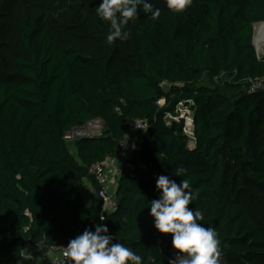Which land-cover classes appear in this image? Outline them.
I'll list each match as a JSON object with an SVG mask.
<instances>
[{
  "label": "trees",
  "instance_id": "1",
  "mask_svg": "<svg viewBox=\"0 0 264 264\" xmlns=\"http://www.w3.org/2000/svg\"><path fill=\"white\" fill-rule=\"evenodd\" d=\"M100 2L0 0V261L67 245L99 224L88 166L116 154L127 121L146 119L116 175L110 234L142 264H168L176 250L154 228L150 202L156 177L183 166L172 178L190 180L189 207L218 233L221 264H264V90L248 83L264 81L253 45L264 0H193L181 14L149 0L160 17L139 10L127 39L111 45ZM180 100L193 102L192 147L183 122L164 119ZM97 118L101 136L64 139ZM87 180L97 203L85 201Z\"/></svg>",
  "mask_w": 264,
  "mask_h": 264
},
{
  "label": "clouds",
  "instance_id": "2",
  "mask_svg": "<svg viewBox=\"0 0 264 264\" xmlns=\"http://www.w3.org/2000/svg\"><path fill=\"white\" fill-rule=\"evenodd\" d=\"M165 3L170 11L181 14L193 5V0H165ZM139 10L151 14L153 20L161 14L149 0H101L96 13L110 25L106 37L109 45L117 39H127L128 33L124 29L138 18ZM186 173L187 169L181 166L171 175L156 177L159 196L150 202L149 211L153 226L159 233L171 234L176 255L168 260V264H221L218 233L214 227L200 223L204 219L201 211L189 207L196 198L190 180L185 178L177 183L172 178ZM65 249L69 264H142V257L117 241L103 223L86 228L71 239Z\"/></svg>",
  "mask_w": 264,
  "mask_h": 264
},
{
  "label": "built area",
  "instance_id": "3",
  "mask_svg": "<svg viewBox=\"0 0 264 264\" xmlns=\"http://www.w3.org/2000/svg\"><path fill=\"white\" fill-rule=\"evenodd\" d=\"M249 83V91L255 90H264V81L262 80H253L248 79ZM162 85L170 86L171 84L163 81ZM157 104L160 106L164 105V99H159ZM192 101L180 100L176 103L173 111H165L164 119L168 125H171L173 122H183L182 131L189 138V142L194 143L195 137L193 133L194 127V111L192 108ZM92 121V120H91ZM128 126L127 134L124 140L121 142L119 150L115 155L106 158L104 161H94L88 166V173L92 175L99 185V197L101 198V213L99 216L100 223L105 221V212L112 211L116 208V175L120 173V167L118 166V161L120 158L124 156L128 150V141L132 139V141L137 142L136 137L134 135L142 132L147 127L146 119H137L134 121H127ZM90 127H76L68 131L64 135V139L66 141H72L75 138L79 137H96L101 136L104 130V123L101 119H93V122H90ZM133 148V147H132ZM108 173H111L113 176V181L111 188L108 186ZM104 217V220L101 221L100 218ZM12 234L7 232L4 234L3 239L9 240L11 239ZM66 245H60L58 247H48L49 251H54L52 256L44 255L40 256L38 254L34 255L29 252L32 248L29 247L25 249L21 254V261L27 260L29 264H66L67 260L70 259L66 255ZM57 251V252H56ZM0 264H5L0 261Z\"/></svg>",
  "mask_w": 264,
  "mask_h": 264
},
{
  "label": "crops",
  "instance_id": "4",
  "mask_svg": "<svg viewBox=\"0 0 264 264\" xmlns=\"http://www.w3.org/2000/svg\"><path fill=\"white\" fill-rule=\"evenodd\" d=\"M134 137H136V140L138 139L137 142L135 141H132V139H129L128 141V150H132L133 148H135L138 143L140 142L139 139H140V134H136L134 135ZM133 147V148H132ZM128 153H126L122 158H120V162L118 164V166L120 167H125L126 169L128 168L127 166V160H128V156L127 155ZM108 186H109V189L111 188V185H112V181H113V176L111 173H108ZM82 193H83V196L85 198V201L88 204H93V203H97L99 201V197H98V194H97V191H96V188L93 186V184L90 182V181H85L84 182V185L82 187ZM31 252L32 254L36 255H40V256H44V255H48V256H52L54 251H49L45 248H35V250H31L29 251ZM57 252V251H56ZM12 264H29V262L27 260H22V261H18L16 263H12Z\"/></svg>",
  "mask_w": 264,
  "mask_h": 264
},
{
  "label": "rangeland",
  "instance_id": "5",
  "mask_svg": "<svg viewBox=\"0 0 264 264\" xmlns=\"http://www.w3.org/2000/svg\"><path fill=\"white\" fill-rule=\"evenodd\" d=\"M257 24L258 23L253 25V45L255 47L257 55L259 57H264V30H263V33H260V39L257 40L258 37H257V32L255 30L256 27H257ZM90 122H93V120L90 121ZM90 122H88L87 124H85L82 127H85L86 129L89 128L90 127V125H89ZM189 145L192 147V143L191 142H189ZM173 253H174V257H175L176 253L175 252H173Z\"/></svg>",
  "mask_w": 264,
  "mask_h": 264
},
{
  "label": "bare ground",
  "instance_id": "6",
  "mask_svg": "<svg viewBox=\"0 0 264 264\" xmlns=\"http://www.w3.org/2000/svg\"><path fill=\"white\" fill-rule=\"evenodd\" d=\"M256 32H257V40L260 39V33H263L264 30V21L259 22L256 27Z\"/></svg>",
  "mask_w": 264,
  "mask_h": 264
}]
</instances>
